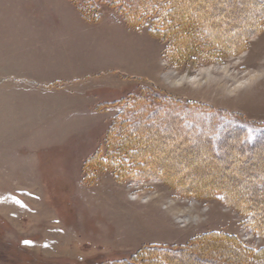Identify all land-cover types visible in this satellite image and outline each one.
I'll use <instances>...</instances> for the list:
<instances>
[{
	"label": "rangeland",
	"instance_id": "1",
	"mask_svg": "<svg viewBox=\"0 0 264 264\" xmlns=\"http://www.w3.org/2000/svg\"><path fill=\"white\" fill-rule=\"evenodd\" d=\"M23 1L0 0V264H128L143 246H185L214 232L236 237L249 251L264 248V237L252 231L247 216L222 196L184 193L175 182L183 180L191 187L199 181L226 184L234 199L264 206V21L240 51L193 49L175 63L167 39L153 34L147 23L130 27L106 3L99 4L97 19L89 21L81 16L76 4L64 0L88 23L107 19L132 30L134 43L148 50L156 66L150 76L115 73L96 81L99 87H112L110 92L103 90L107 102L96 109L112 113L94 151L83 158L86 148L93 147L96 133H90L87 139L83 131L75 134L76 141L90 140L86 148L74 142L69 148L57 149L53 146L62 138L60 134L37 127L28 129L30 121L24 122L21 117L17 122L8 112L17 98L19 105L23 103L24 97L18 95L21 87H31L13 79L22 72L23 64H29L15 53L11 38L16 20L10 16L26 14ZM213 1L200 2L203 9L194 8L200 15L214 6L213 16H187L202 20L194 37L202 43L213 35L234 40L246 31L244 22L251 21L260 5L250 0ZM48 7L55 11L54 6ZM139 36L145 41L140 43ZM207 51L216 58L206 59ZM145 88L195 104L172 114L173 121L176 118L185 126L192 124L195 131L167 130L162 134L163 143L150 151V162H162L170 175H166L167 180H162L160 173L154 175L155 170L143 177L119 169L121 164L93 159L87 164L95 152L105 158V135L120 110L112 102L126 100ZM211 110L213 122L208 112ZM235 120L247 126L239 129L237 125L235 129L223 124ZM19 128L25 132H19ZM200 130L209 139L201 135L191 138ZM249 141L256 145L237 151V145L245 146ZM138 154L136 158L128 155L131 159H125L124 166L129 168L133 161L148 158L147 154ZM202 256L207 257L205 253ZM210 256L219 260L216 254Z\"/></svg>",
	"mask_w": 264,
	"mask_h": 264
},
{
	"label": "trees",
	"instance_id": "2",
	"mask_svg": "<svg viewBox=\"0 0 264 264\" xmlns=\"http://www.w3.org/2000/svg\"><path fill=\"white\" fill-rule=\"evenodd\" d=\"M71 1L77 5L81 16L89 21L97 19L96 11H98L99 4L106 3L108 6L114 8L122 17L124 23L130 27L140 28L147 23L153 34L167 39V44L171 47L174 57L171 58V51H168V53L175 63L178 60H182L186 56V52L193 49L203 51L206 50L205 48L212 47L218 50L221 49L225 53L240 51L243 45L246 44V40L262 27L264 21V0H250L252 4L258 1L260 5L256 9V12L253 13L251 21L244 22L243 25L248 27L246 31L237 34L234 40L228 38L221 39L213 35L205 43H202L197 38L194 39L199 34L198 28L202 20H199V18L193 19L192 17L191 19L187 16H213L214 6L207 8L206 11H203V14L196 15L194 13V8L200 7V2L204 3L205 0ZM190 2H192V6ZM206 54L208 55L206 59L216 58V56L212 55V52L207 51ZM152 91L156 90L153 88L140 89L139 93L130 95L126 100L119 99L112 102V106L119 105L120 110L113 117L105 135V158H100L98 152H95L87 164L92 159L100 163L121 164V168L119 166V169L126 170L128 173L134 174V176L137 173V175H142L143 177L150 175L151 171L155 170V172L152 171L154 175L160 173L161 176L163 175L161 177L162 180H167L166 175L169 174L162 162L160 160L150 162L149 157H153L150 156V151H153V148L163 143L162 134L167 130L171 129L175 131L177 129L182 133L189 130L195 131L192 124L185 126V123H181L176 118L175 121L172 120L174 112H183L182 109L187 107L191 109L195 104H190L189 102L182 103L180 100L174 99L169 95H160L157 93L159 91L156 93ZM198 106L201 107V105H197V108H199ZM208 112L211 114L210 118L213 122L212 116H214V113L212 110ZM229 116L236 118L234 115L229 114ZM230 123L224 122L223 124L235 129L247 126L246 122L239 123L237 120ZM162 124L163 126H161ZM213 125L215 124H212L211 127ZM200 135L208 138L206 132L203 130L194 132L191 138L199 139ZM217 138L219 139L220 137ZM254 145H256L255 141H249L245 146L244 144H239L236 147L237 151H243L254 147ZM140 152L143 155L147 154L148 158L144 159L142 157V164H139L141 163L139 161H133L132 165L126 168L124 160L131 159L128 155L136 158ZM212 154L217 156V153ZM154 157L157 156L155 155ZM175 182L179 190H183L184 193L188 192L204 197H215L217 194L218 196H222L225 202L247 216V226L252 231L264 237L263 204L259 207L253 204L241 203L237 197V199L233 198L231 188L226 184L214 181H199L191 187L186 185L183 180L177 179ZM201 253H205L207 257L202 256ZM210 254H216L219 260L215 258L216 256L211 258ZM189 261H199V263L203 264H260L264 263V248L249 251L241 245L236 237L214 232L197 237L196 240L185 246H143L131 258L128 264H186Z\"/></svg>",
	"mask_w": 264,
	"mask_h": 264
},
{
	"label": "crops",
	"instance_id": "3",
	"mask_svg": "<svg viewBox=\"0 0 264 264\" xmlns=\"http://www.w3.org/2000/svg\"><path fill=\"white\" fill-rule=\"evenodd\" d=\"M23 2L26 14L10 16L16 20L11 38L18 45H14L15 53L29 64H23L22 72L13 79L31 87H21L18 94L28 102L19 105L17 98L8 112L17 122L21 117L24 122L30 121L28 129L37 127L60 134L62 138L53 146L57 149L69 148L74 142L86 148L90 140L76 141L75 134L83 131L87 139L90 133H96L93 147L82 154L85 158L94 151L112 113L96 109L107 102L103 90L112 89L110 84L99 87L96 81L115 73L150 76L156 66L148 50L136 46L132 30L117 21L88 23L64 0ZM48 6H54L55 11L52 13ZM143 40L139 36L140 43Z\"/></svg>",
	"mask_w": 264,
	"mask_h": 264
}]
</instances>
